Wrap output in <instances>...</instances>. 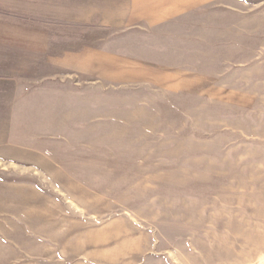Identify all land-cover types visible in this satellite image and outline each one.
<instances>
[{
  "label": "rangeland",
  "instance_id": "obj_1",
  "mask_svg": "<svg viewBox=\"0 0 264 264\" xmlns=\"http://www.w3.org/2000/svg\"><path fill=\"white\" fill-rule=\"evenodd\" d=\"M177 3L29 78L0 264H264V0Z\"/></svg>",
  "mask_w": 264,
  "mask_h": 264
},
{
  "label": "crops",
  "instance_id": "obj_2",
  "mask_svg": "<svg viewBox=\"0 0 264 264\" xmlns=\"http://www.w3.org/2000/svg\"><path fill=\"white\" fill-rule=\"evenodd\" d=\"M177 5V0H0V166L12 156L2 152V137L21 134V120L38 117L40 92L29 78L51 70H91L96 55L72 48L71 40L95 47Z\"/></svg>",
  "mask_w": 264,
  "mask_h": 264
}]
</instances>
